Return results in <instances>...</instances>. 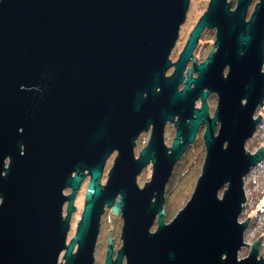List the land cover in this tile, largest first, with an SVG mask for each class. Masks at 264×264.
Returning a JSON list of instances; mask_svg holds the SVG:
<instances>
[{"label": "water", "instance_id": "obj_1", "mask_svg": "<svg viewBox=\"0 0 264 264\" xmlns=\"http://www.w3.org/2000/svg\"><path fill=\"white\" fill-rule=\"evenodd\" d=\"M231 1L208 2L165 77L189 0H0V264H94L105 207L122 224L121 245L115 252L107 240L103 264H264L261 236L238 259L249 220L238 221L244 178L262 154L244 145L264 102V0L248 18L253 0H234L232 10ZM205 30H214L213 46L178 91ZM209 91L217 94L210 120ZM175 116L167 148L163 128ZM201 123V172L165 224L166 184ZM149 126L135 158L133 141ZM149 163L140 187L137 177ZM85 176L82 210L67 240Z\"/></svg>", "mask_w": 264, "mask_h": 264}, {"label": "rangeland", "instance_id": "obj_2", "mask_svg": "<svg viewBox=\"0 0 264 264\" xmlns=\"http://www.w3.org/2000/svg\"><path fill=\"white\" fill-rule=\"evenodd\" d=\"M189 6L186 13V20L183 22V25L181 26L178 39L174 45L173 52L171 54V58L175 59L176 54L181 49V46H183L182 43H184L185 38L189 31L193 27V23L195 20L199 18V16L203 13V11L206 9L207 4L210 0H189ZM229 1V0H227ZM258 0H253L250 5L247 8V17L250 16V14L253 11L254 5L257 3ZM235 1H231V10L234 8ZM214 30H205L199 40L198 45L200 46L199 52L197 57L202 58L209 52L213 46V40H214ZM170 58V59H171ZM264 103V102H262ZM264 108V105H263ZM259 114L263 117L262 125H257L254 134L251 138H249L245 142V150L250 153H254L259 146L264 147V109L259 110L257 109L254 113V117ZM179 172H176L171 176V179H169V183L167 184V188L169 186V189L174 185L176 186L172 190V198L171 201L176 207V209L180 208L181 206L185 204L187 199H189V196L192 192L191 189H193L195 180L197 178V175H179ZM149 178L148 173H143L136 182H138V185H142L143 182L147 181ZM244 191L246 195L245 204L243 207V210L239 216V222H244L245 218L249 217L247 222V227L244 231V243L247 244L246 247L241 248L238 252V259H241L245 257L254 241L261 236L258 240L259 244V255L264 257V163H258L255 166H253L247 176L244 178ZM221 192V191H220ZM74 206L76 208L75 212L71 215V221H70V230L67 235V240L72 237L74 233V223L79 219V209L81 206V202L76 200L74 203ZM118 214L116 213L115 216L110 215L106 212V214L103 213L100 219V225L99 226V232L96 236V244L94 248V264H102L103 257L105 254V248L104 241L107 240V234H108V228L114 227L113 218H116ZM113 217V218H111ZM110 225V226H108Z\"/></svg>", "mask_w": 264, "mask_h": 264}, {"label": "flooded vegetation", "instance_id": "obj_3", "mask_svg": "<svg viewBox=\"0 0 264 264\" xmlns=\"http://www.w3.org/2000/svg\"><path fill=\"white\" fill-rule=\"evenodd\" d=\"M195 23H196V20L193 23V26ZM188 34H187V36H188ZM187 36H186V38H187ZM186 38H185V41H186ZM185 41H184V43H185ZM183 46H184V44H183ZM183 46H181V49L176 54L175 59H172L171 55H170V58H171V59H169L170 60V67L166 70V73L164 75L165 77H169L172 74V72L174 70V66L172 64H174L177 61V57H178L179 53L182 51ZM199 48H200V46L198 45V42H197V45L195 46L194 51L192 53L193 58H195V59H193V60L189 59L188 62L185 64L184 69H183V73H182V79L183 80L179 85H177L178 91H180L183 87L184 80L186 79V76H187L186 74H188L190 72L191 77L195 78L196 77L195 74H197L196 66L203 63L206 60L205 58L209 52H207V54L205 56H203L202 58L197 57V56H199L198 55V52L200 51ZM172 52H173V49L171 51V54H172ZM226 72H227V67H225L222 70V76L223 77L226 76ZM192 86L193 85L190 84V87H192ZM207 90H208V88L204 86L202 91L205 93V91H207ZM158 91H159V89H157V92ZM205 103H206V109H207V115L206 116H207V119L210 120L213 117L212 115H214V112H215V108H216V104H217V94L214 91H209L206 94ZM242 103H244V101H242ZM200 105H201V100L199 97H197L195 102L193 103V108L199 109L201 107ZM263 105H264V103L262 105H259L257 109L262 110ZM191 117L194 118L195 115L192 114ZM176 119H177V117L175 116L172 122L167 121L165 123L164 128H163V141H164V144L167 148L170 147L171 142H172V138H174V136H175V131H176L175 127L176 126H174V121ZM201 120H203V118H201ZM262 122H263V117L261 116L257 125L261 126ZM218 125H219L218 122L215 123V129L213 131V136H216V134H217V130L219 127ZM197 127L198 128H197L196 133L193 137L194 138L193 141L187 145L186 149L181 154L180 158L178 160H176V163L172 169L171 176L175 173V171L179 172L180 173L179 175H197L198 176L200 174V172H201L200 168L202 167L203 159H204L205 154H206V149H205L204 139H203V132H204V129L206 127V124L201 123ZM150 133H151V126H149L148 130L141 132L137 136V138L134 139V141H133V143H134L133 154H134L135 158L138 157L139 152H140L139 150H141L146 145V143L148 141L147 139H149ZM261 147L262 146H259L256 150V151H258V150L262 151V154H260L261 158L259 159L257 164L258 163H264V151L262 150ZM116 155H117V152L115 150L112 151L110 153V155L108 156L107 160L104 162L105 164L103 165L102 172L100 173L101 174L100 185H104L106 177H107V172L110 169V167L112 166V163H113ZM151 170H152V165H151V163H149L142 169V171H140L141 173L139 174L137 179L143 173H148L149 178H150ZM84 173H86V172H84ZM149 178H148V180H149ZM170 179H171V177H170ZM145 182H143L142 185ZM168 183H169V180H168ZM86 184H88V176H85V178L80 183L79 189H78L77 194L75 195V199H74V203L76 202L77 199L79 202H81V206H80L79 214H78L79 216H80V212H81L82 206H83L84 194H85L86 187H87ZM167 184L165 187L164 202L162 205L163 221H164L163 223H165V224L169 223L173 219V217L176 215V213L179 212V210L182 208L180 201H179V203H180L179 209H176V207L174 206L175 203H173L171 201L172 190L176 186L177 183L172 185V187L170 189H169V186L167 188ZM142 185H139V186L142 187ZM63 193L68 194L69 189L64 190ZM64 206H66V205L64 204ZM64 206H63V214H64V209H65ZM109 211L111 212L110 209H106V207H105L104 214H106V212L109 213ZM111 218H113V217H111ZM156 220H157V216L154 219V224L152 225L150 231H154L156 229V227H157ZM112 224H114V227H113V230H112V227H110V230L107 234V240L110 239L112 241L111 248L113 251L116 252V250L120 247L119 245H121L119 235H120V230H121L120 224H122V220H121L120 215H118L116 218H113ZM74 225H75V223H74ZM108 226H110V225H108ZM107 240L104 241V246H103L105 248V254H106V250H107V246H108ZM115 252H113V255L111 256L113 259L115 256ZM105 254H104V256H105ZM103 261H104V257H103ZM102 264H103V262H102Z\"/></svg>", "mask_w": 264, "mask_h": 264}, {"label": "trees", "instance_id": "obj_4", "mask_svg": "<svg viewBox=\"0 0 264 264\" xmlns=\"http://www.w3.org/2000/svg\"><path fill=\"white\" fill-rule=\"evenodd\" d=\"M264 109V108H263Z\"/></svg>", "mask_w": 264, "mask_h": 264}]
</instances>
